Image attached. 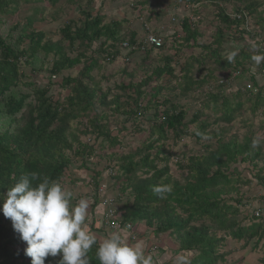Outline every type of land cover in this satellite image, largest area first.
Returning a JSON list of instances; mask_svg holds the SVG:
<instances>
[{
  "label": "trees",
  "instance_id": "1",
  "mask_svg": "<svg viewBox=\"0 0 264 264\" xmlns=\"http://www.w3.org/2000/svg\"><path fill=\"white\" fill-rule=\"evenodd\" d=\"M34 1L55 5L59 0H0V196L6 194L7 189L21 175L30 172H36L41 178L47 177L65 187L75 185L79 180L75 177L76 173L86 169L94 174L89 183L96 188L98 181H105L99 180L103 169L94 165L89 168L86 162L96 159V164L99 165L103 160L104 172L108 174L107 186L115 185L119 193L117 203L121 202L120 196L128 195L131 199L115 206L116 213L122 212L117 223L122 228L127 224L131 225L130 237L137 236V224L141 222L152 231L153 236L170 232L179 243L177 252L190 255L192 264H224L228 253L220 252L219 249L227 241L243 242L240 248H245L249 240L254 238L255 247L264 237L263 209L257 215V207L249 206V200L242 197V188L247 187L249 182L243 183L240 177L235 180L237 168L231 170L230 167L238 162L240 165L249 163L255 168L259 160L264 166V153L260 146L256 147L252 143L250 132L244 134L241 142L236 136L224 141L225 128L207 131L208 124L200 119L203 117L202 110L208 107L209 101L215 104L221 100V115L213 123L225 122L228 125L244 104L249 106L252 113L264 106V85L259 86L256 75L246 68L247 64L254 63L251 59L253 55L264 54V11L261 15V12L257 13L261 4L264 6L263 0H237L241 1V8L238 6L233 12L242 15L241 12L244 11L248 16H255L257 22L254 23H247L248 20L243 16L230 19L223 8L216 6L214 19L219 25L215 29L212 46H203L206 56L199 59L190 57L200 67V60L209 57L220 71H226L232 66L240 68L239 74L234 78L238 84L235 97L240 100L234 106L227 98L222 97L221 91L228 84H218L211 69H208L206 76L194 81L190 77V65L184 62L180 65L182 74L175 75L174 57L167 54L165 49L168 38H171L172 43H178L175 38L177 32L165 38L163 36L164 45L161 48H149L144 53L140 52L138 35L140 38L146 35L144 26L152 28L154 22L161 24L163 28L171 25L169 17L168 20L164 19L162 3L157 0L132 1L130 23L126 21L129 13L128 18L124 17L120 22L111 20L109 24H103L104 17L93 16L91 12L83 10L80 13L84 17L83 21L69 20L61 24L58 29L60 39L56 42L46 39L45 32L41 29L34 28L36 23L44 22L40 14L45 9L37 7ZM174 1L176 5L198 7L206 0ZM212 1L216 4H228L233 0ZM67 2L81 8L74 0H66ZM23 4L26 7L24 14H27L24 17L18 14V9ZM142 17L147 23L141 20ZM54 18H58L57 14ZM189 22L188 19H182L178 26L173 25L182 34L179 47L190 42L195 46L203 36L199 29L202 18L193 25ZM254 24L256 32L254 30L250 33L248 28L250 25L254 28ZM172 28L171 25L170 29ZM237 36L249 41L259 37L254 45L262 46L253 51L252 55L241 50L230 62L226 47L222 46L227 39L232 41ZM64 42L66 46L63 45ZM124 42L132 47L136 46L127 54H131L130 62L133 59L140 61L139 64L144 63L149 53L157 51L164 54L163 66L154 68L152 74L139 83L130 82L127 86L116 87L122 93L108 98L110 91H104L91 74L100 71L104 62L113 63L119 59L121 44ZM76 43V53L79 48L85 52L71 57L67 50L71 52ZM173 49L176 57L180 49L174 46ZM40 54L44 59L51 58L49 67L43 70L40 66L37 73L32 68V72L36 76L39 74L37 78L41 80V73L46 71L48 77L43 78L47 81L46 86L23 84L21 80L25 75L20 68L34 66V60ZM80 65L75 77L67 73ZM257 73L264 76V62L259 65ZM133 75L134 71L127 74L128 77ZM164 75H167V80H175L174 87L179 89V93L159 104L155 99L161 86L153 88L151 93H143L141 88L160 80ZM245 75H248L246 81L250 82L248 88L241 80ZM56 78L61 81L57 84L58 88L61 92L67 91L66 95L52 93L55 85L53 79ZM104 79L103 76L102 80ZM21 84L32 88V92L21 93L19 98H15L13 93ZM207 84L211 88H203ZM213 88L217 91L215 94H211ZM190 95L199 104L201 102V109L187 117L185 111L173 101ZM142 97L145 98V104L139 103ZM130 103L133 108H130ZM102 108L110 110V113L113 109V114L107 116L100 111ZM137 113L148 115L151 124L147 132L154 137L146 136L134 153H121L119 149L123 147L125 136L119 137V134L124 130H111L110 118L112 115L127 116ZM248 120L249 118L244 119L242 125L245 126ZM126 134L130 135V132ZM81 137H85L87 143H82ZM186 137L193 139L195 148L177 153L176 146ZM166 140H170L171 144H166ZM176 157L179 178L174 179L169 173L168 164ZM257 178L261 179V176L257 174ZM159 185H172V191L160 198L152 191L153 186ZM233 195L237 197L234 198ZM78 199L81 198L72 194V203H76ZM91 200L86 226L93 234L96 233L98 241L99 235L105 232L95 218L97 213L93 211L98 206L97 200L95 197ZM181 214L186 217H181ZM247 221L250 224L245 226ZM192 223H197V226H192ZM25 247V242L13 230L11 221L0 213V264H31L30 258L24 255ZM95 248L96 246L89 253L90 264H99ZM59 259V255L49 256L45 259V264H58Z\"/></svg>",
  "mask_w": 264,
  "mask_h": 264
},
{
  "label": "rangeland",
  "instance_id": "2",
  "mask_svg": "<svg viewBox=\"0 0 264 264\" xmlns=\"http://www.w3.org/2000/svg\"><path fill=\"white\" fill-rule=\"evenodd\" d=\"M77 3L80 4L81 8L74 6V4L71 3H66V0H59L57 4L55 5H47L46 2H41L38 3L37 1H34L37 7H45L43 10V13L40 14L41 17L43 18L44 22L42 23H36L34 25V28L37 30H42L45 32L46 39H50L52 42H56L60 39L58 35V29L61 27V24L64 22H67L69 20H84V17L81 16V11H89L93 16L99 15L101 17H104L103 19V24H109L111 20H116L118 22L121 21L122 18L127 17L126 21L130 23L132 21L130 19L131 13H130V7L132 6V1L134 2L135 0H74ZM158 2L162 3L161 6V11L164 15V19L166 20L168 16H173L176 19L175 25H177V21H180L179 18L185 17L187 14L192 15L195 19L197 18H202V25L199 27L201 30L203 36H201L195 46H192L191 42L188 45H183L179 47V44H181L182 40V34H180L179 38L177 39L178 43H172L171 38H168L166 42V49L165 51L168 52L167 54L172 55L174 57L173 62L175 65L174 68V73L175 75H181L182 72H180V65L182 63H186L190 65L191 67V72H190V77L195 81L198 80L204 76L207 75L208 69L212 70L213 77L216 78L217 83L219 84L220 82H225L229 80L227 86L225 89L221 91L222 97L227 98V100L230 101L231 105L234 106V104L239 101L240 99L236 98L235 94L238 89V84H237V79L235 80L233 76L236 74L234 72H239V69H235L234 66L231 68L227 69L226 71H220L218 66L215 65L212 61V58L207 57L206 59L200 60L202 62V67L198 66L197 63L192 61V57L194 58H200L204 57L205 51L203 50V46H206L210 44L212 46V42L215 36V29L219 25L218 21L214 19V14L216 13L217 9L216 6H219L220 8H223L226 13L229 14H234L235 8L240 6L241 1L233 0L230 3H221L219 2L216 4L212 0H206L204 1L200 6H198L194 12L186 11L185 7L182 4H175L174 0H157ZM37 2V3H36ZM264 2V0H263ZM264 4V3H263ZM88 6V8H86ZM84 7V8H83ZM241 7V6H240ZM239 7V8H240ZM153 7H151L152 9ZM155 8V7H154ZM179 9V10H176ZM83 11V12H84ZM264 11V6H261L258 8L259 15L262 14ZM26 12V7L24 4L22 5V8L20 7L18 9V14L19 16H27V14H24ZM145 13V12H144ZM57 14L58 18L55 19L54 16ZM147 13L145 14L146 17ZM175 15H178L176 17ZM257 16V15H256ZM264 16V12H263ZM250 18V23L251 22H257V18L255 16H249ZM144 23L145 22L144 18L142 17L141 19ZM170 21V17H169ZM171 23V22H170ZM172 27L173 23H171ZM171 25H169L166 30H164V33L161 32L165 37L171 36L170 33L173 32V30L170 29ZM126 26V24H124ZM152 30L157 28L160 29L161 24H158L156 22L153 23L152 25ZM173 29V28H172ZM249 32L252 33L256 32V27L254 24V28H252V25L249 26ZM179 31V30H178ZM243 38V37H242ZM241 37L239 38L238 36L236 39H233L232 41L228 40L223 45L222 47H226V52L227 56L228 54L235 50L238 53L241 50H244L246 53L249 55H252L255 51H257L258 48L262 46V44H258L257 46L254 45V42H257L259 37H255L251 39L250 41L248 39ZM245 39V40H244ZM264 39V38H263ZM180 42V43H179ZM64 46H66V43H63ZM174 47H177L180 49V52L177 54V58L175 57V50L173 49ZM76 48H77V43L74 45L73 49L71 52L67 50V53L71 57H75L79 52H85L83 49L79 48V50L76 53ZM214 48V47H212ZM254 51V52H253ZM86 54H89L86 52ZM223 54V53H222ZM164 54L153 51L152 53H149L147 61L144 63L137 62V60H133L129 62H125V55L124 52L121 53V57L117 59L113 63H107L104 62V67L100 71H94L92 72V76H94L95 80L99 82L100 87L106 91L109 90L110 94L108 98L113 97L114 95H119L122 93L121 90H117L116 87H119L120 85L127 86L130 82L131 83H139L140 81L143 80V78L150 76L152 74V71L154 68H160L163 66V61H162V56ZM224 56V54H223ZM191 57V58H190ZM51 58L44 59L43 56L40 54L37 56L36 60H34V66H22L20 70L24 73L25 77L21 80L23 84L25 83H34L36 87H43L46 86L47 81L43 80V78L48 77V74L46 71L41 73L43 78L38 80L37 76L32 72L34 70L36 71L37 69L39 70L40 66L44 68L43 70L47 69L49 67V61ZM81 65L73 68L68 74L71 76L75 77L77 72L80 70ZM199 68L201 70L199 71ZM235 71H233V69ZM246 68H249L250 71L256 75L257 80L259 81V86L264 85V76H259L257 73L259 65H256L255 62L251 64H247ZM126 73L124 74V72ZM131 71H134L133 77H128L127 74L130 73ZM232 72V74L229 75V73ZM37 73V71H36ZM104 76V80H102V77ZM167 75H164L160 80L155 81L151 83L149 86L146 85L142 87L141 89L143 90V93H151L153 88L156 86H161V91L157 98V102L159 104L163 103L165 99L172 98L174 95L179 93V89L175 88V80L168 78L167 80ZM244 79H241L243 81L242 84L245 85L246 88L247 86H250V82L246 81L248 79V75L243 76ZM54 82V87L52 88V93L55 95L58 93H61L63 96L67 94V91L61 92V90L58 88L57 84H60V79L58 80L53 79ZM211 85V83H210ZM209 84L204 85L203 88H211ZM241 87V86H240ZM174 88V89H173ZM193 92V88L191 90ZM32 88L26 87L25 85H19V88H17L14 91V97L19 98V95L22 94H31ZM217 91L215 88L212 89L211 94H215ZM132 98H134L132 96ZM145 98H141L139 103L145 104L144 102ZM207 99H205L206 101ZM175 104H177L178 107L183 109L187 115V117H190L193 114H196L198 111L201 109V102L199 104V101L196 98H193L192 95L189 97L185 98H180V99H175L173 101ZM130 108H133V104L130 103ZM221 100L219 99L217 103H212L208 102V107H206L204 110H202V118L200 119L202 122H205L208 124V129L207 131H215L218 129H226V134L224 136V141L229 140L232 136H236L237 140L239 142L242 141L244 134L247 132H250L252 134V143L255 144V146H260L261 152L264 153V144L262 141H264V106L261 107V110L256 111L252 113L251 109L247 104H244L243 107L237 111L236 115L234 116V120L228 125L225 122H218V123H213L216 118H218L221 115ZM113 110V109H112ZM111 110V113H112ZM100 111L104 112L107 114V116L110 113V110L107 109H100ZM99 112V110H98ZM113 114V113H112ZM150 115V114H149ZM113 116V117H112ZM110 118L111 122V130L116 132V130H124L119 134V137H124L123 138V144L122 148L119 149V152L121 153H134L135 149L141 146L142 140L146 139V136L149 137H154L153 135H150L148 130V126L151 124L149 123L148 115L147 114H135V115H112ZM246 118H249L245 126L242 125V121ZM1 120V117H0ZM2 124V121H0V125ZM75 128V125H73ZM193 127L190 129V133L192 132ZM130 132L129 134H126L127 132ZM144 131V132H143ZM146 133V134H144ZM81 142L87 143V140L85 137H81ZM166 144H171L170 140L165 141ZM194 141L192 138L186 137L182 139V141L176 146L175 151L177 153L182 152L183 150H192L195 148L194 146ZM199 146V145H198ZM97 160L96 159H91L87 160L86 165L87 167L91 168L93 165L94 167H98L100 170H102V174L100 179H103L105 181L100 182L104 183L105 185H108V182L106 180V176L108 175L107 173L105 174V163L102 162L97 165L96 164ZM80 163V162H79ZM111 163H114L111 161ZM176 163H177V157L173 159V161L169 162L168 167H169V173L172 175L174 179L179 178V172L176 170ZM237 168V174L235 177V180L240 177L242 182H249V185L247 187L242 188V197L246 198L249 200V206L256 204L257 200H259L263 195H264V166L263 163L259 160L256 162V167H251L249 163H243V164H234L231 165L230 169L234 170ZM96 171V168H94ZM117 172V171H116ZM139 173V172H138ZM137 173V174H138ZM257 174L261 176V179L257 178ZM139 175V174H138ZM75 176V175H74ZM94 176L91 171H87L86 169H83L80 172L76 173L77 178H79L78 182L75 185H66L64 188L68 191H70L74 197H78L81 199H87L89 208H88V216H89V211L91 210V199L95 197V195H90L89 192L92 190L94 192L95 187L92 188L89 187L90 179L93 178ZM68 181V180H67ZM115 185H112L111 187L108 186V192H104L108 198H115V196H118V191L115 189ZM234 196V195H233ZM237 196H234L236 198ZM121 202H118V205H122L125 202H129L130 197L128 195H124L123 197L120 196ZM131 200V199H130ZM99 208V207H98ZM97 208V209H98ZM97 211V210H95ZM94 211V212H95ZM122 212L120 211L119 216ZM264 215V213H263ZM87 216V221L89 220V217ZM181 217L185 218L186 215L181 214ZM96 219L100 218V215L97 214L95 216ZM86 221V222H87ZM250 223L249 221L245 222V226H248ZM138 231H137V236L136 237H130L127 232H119L125 239L126 242L129 245H134L138 241H142L145 244V250L146 254H151L153 256L155 264H174L175 256L179 254L177 252L179 243L176 240L174 235H170L169 233H160L158 236H153L154 234L152 233L151 230H149L143 222L138 223ZM192 226H197V223H192ZM130 226V225H129ZM103 235H99L98 237V242L102 241L106 236L111 234L109 230H104ZM96 235V233L94 234ZM256 240L250 239L249 242L247 243V246L245 248H240L243 245V242H234V241H227L225 246H222L220 252L223 253H228V256L226 257V261L224 264H264V237L259 241V243L254 247ZM253 248V250H252Z\"/></svg>",
  "mask_w": 264,
  "mask_h": 264
},
{
  "label": "clouds",
  "instance_id": "3",
  "mask_svg": "<svg viewBox=\"0 0 264 264\" xmlns=\"http://www.w3.org/2000/svg\"><path fill=\"white\" fill-rule=\"evenodd\" d=\"M182 5L190 12H194L197 8L193 5ZM241 14H229V18L243 16L248 20L247 23L250 22L247 13L242 11ZM168 17L175 25L177 18ZM179 19L181 21L188 19L191 25L199 20L187 14ZM181 21H177V25ZM168 27L169 25L166 28ZM172 30V33L177 32L175 38L178 39L181 34L178 27H173ZM237 54V51H231L227 56L228 61H233ZM251 59L256 65H260L264 62V54H255ZM239 72H234L236 74L233 78H236ZM228 82L230 81H225ZM98 183L95 191L91 190L89 194L95 195L98 206L93 211L97 210L95 213L101 217L105 210L103 200L107 198L105 193L108 192V186L100 181ZM102 185L106 186L105 193L99 191ZM152 191L160 198H164L165 194L172 191V185L153 186ZM116 197H111L114 209L118 205ZM254 206L257 207L255 204ZM88 208L87 199H78L76 203H72L70 191L59 182L51 181L47 177L41 178L36 172L21 175L19 180L7 189L6 194L0 196V213L11 221L13 230L18 234L19 239L25 242L24 255L30 258L31 264H45L47 257L57 255L60 256L58 264H90L89 253L94 246H96L95 257L99 264H155L153 256L146 254L144 242L138 241L134 245H129L119 232L114 231L98 242L96 236L86 226ZM174 264H192L190 255L177 254Z\"/></svg>",
  "mask_w": 264,
  "mask_h": 264
},
{
  "label": "built area",
  "instance_id": "4",
  "mask_svg": "<svg viewBox=\"0 0 264 264\" xmlns=\"http://www.w3.org/2000/svg\"><path fill=\"white\" fill-rule=\"evenodd\" d=\"M238 18V17H236ZM172 21H174V19H172ZM164 26L159 27L160 29H155L152 30V28L148 27V26H144V30L146 32L145 36H141L138 35L139 39H138V43L137 45H141V49L140 52L144 53V51L148 48H160L163 46V37H162V30H165V28H163ZM164 32V31H163ZM140 43V44H139ZM136 48L130 46L127 42H124L121 44V50L122 52H124V55L126 57L125 62H129V59L127 58V54L131 51L134 50ZM106 186L102 185L99 188V191L105 192ZM262 198H264V195L262 196ZM259 199L256 202V206L258 207L257 209V215L259 213V210L262 211V214L264 213V199ZM104 206H105V210L102 214V216L98 219L99 220V226L103 227L104 230H109L110 232H130L131 230V225L129 226V224L125 225V227H121L118 223H117V219L119 218V214L116 213L115 209H114V204H113V200L111 198H106L103 200Z\"/></svg>",
  "mask_w": 264,
  "mask_h": 264
}]
</instances>
